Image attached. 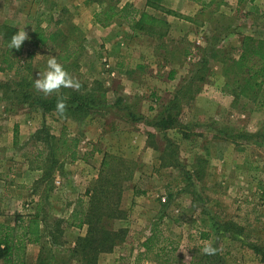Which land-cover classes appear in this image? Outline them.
<instances>
[{
	"label": "rangeland",
	"instance_id": "374dc122",
	"mask_svg": "<svg viewBox=\"0 0 264 264\" xmlns=\"http://www.w3.org/2000/svg\"><path fill=\"white\" fill-rule=\"evenodd\" d=\"M118 4L106 1L102 10L93 0H0V82L19 81L15 72L21 61L25 79L34 83L37 74L47 70L48 56L57 58L69 42L75 52L72 61L64 64L57 59L58 62L81 85L89 87L98 81L110 92L107 102L94 107L93 112L102 116L77 122L55 112L43 114L23 106L18 93L0 91V216L6 215L3 206L10 207L4 183L28 187L31 192L24 193L27 190L22 189L18 199H10L12 209L17 207L28 215L39 207L35 213L39 212V220L46 219L50 227L55 220L62 221L55 241L58 250L65 251L76 246L78 240V232L64 227L70 222V211L74 207L80 212L87 210L93 196L103 197L106 191L112 200H102L103 227L124 230L126 236L111 253H101L97 264H264V87L257 103L248 98L237 103L226 86L236 79L230 60L239 59L243 38L252 35L264 40V15L258 12L259 4H242L243 9L237 13L234 0L216 1L209 12L199 16L203 25L198 37L194 30L184 29V34H177L176 30L182 28L173 24L172 35L160 40L165 51L160 54L180 69L183 49L190 44L191 60L187 59L185 68L178 70V82L160 81L151 86H122L111 80L106 59L110 61L114 56L105 48L108 43L93 42L99 35L89 37L88 29L82 25L85 11L93 14L95 24L101 11L105 21H119L112 11ZM5 25L17 31L25 29L29 36L23 55L8 58L11 70L3 63ZM233 27L237 32L230 36L228 32ZM58 30L65 40L60 38L55 44L58 49L53 51L41 40ZM114 32L106 37L109 45H116L117 57L132 66L149 60L153 48L148 42L138 36L132 39L133 43L152 48L137 52L128 46L125 32L118 28ZM119 42L127 46H118ZM202 50L211 51L207 64L199 69ZM150 73L143 67L130 78L140 81ZM179 87H185L184 93L178 108L170 106L169 112L167 105ZM15 88L12 85L10 90ZM120 93L128 101L115 107ZM129 107L143 122L131 124L135 121L127 116ZM168 115L179 123L163 130L160 122ZM43 129L55 137L64 133L80 141L79 160L65 163L59 173L56 170L65 156L58 152L59 164L51 178L46 176L45 168L40 169L44 148L37 136L43 137L38 135ZM145 137L157 150L143 148ZM13 174L16 178L11 180L9 176ZM103 180L110 182L105 188ZM79 199L83 201L81 206L77 205ZM7 219L15 218L8 215ZM155 232L152 251L139 260V254L145 251L143 243ZM207 234L208 238L203 236ZM53 239L46 238L51 242ZM206 243L218 249L209 260L203 253ZM40 248L41 245L30 250L29 264L36 262ZM69 264L79 263L72 260Z\"/></svg>",
	"mask_w": 264,
	"mask_h": 264
},
{
	"label": "trees",
	"instance_id": "16d2710c",
	"mask_svg": "<svg viewBox=\"0 0 264 264\" xmlns=\"http://www.w3.org/2000/svg\"><path fill=\"white\" fill-rule=\"evenodd\" d=\"M106 1L118 4L116 0H93V2L100 6L102 10H104ZM113 8L112 11H114L117 18L131 24H134L136 17L139 14L131 4H126L121 9L118 5ZM102 13L104 12L101 11L96 16L97 18L95 21L97 24L107 27L112 21H105V19L101 17ZM108 20H111V18L109 17ZM56 25H58V23ZM2 29L4 31H2L4 33L3 45L6 47V57L4 58L3 63L8 64L7 70H11L13 69V65L9 63L8 58H20L23 55L25 45L23 44L19 50L10 49L8 44L11 37L18 31L7 25L3 26ZM60 38L65 40L63 32L58 30L50 32L46 38L41 40V42L55 51L58 49L55 44ZM66 40L70 39L66 38ZM240 49L241 55L239 59L230 60L232 63L231 65L233 66L232 71L236 75V79L232 82V84L226 83V86L232 92L233 97L237 100V103L243 98H248V101L251 103H257L264 87V41L254 39L253 37H244L241 42ZM211 50H202V59L200 63L197 64L199 69H201L202 65L205 66L207 64L208 54ZM74 55L75 52L73 51L72 45H70L69 42H66L64 49L62 48V50H60L57 59L64 64H69ZM17 64L18 66L16 68L15 77H18L19 81L0 82V91H7L10 92V94L18 93L20 98L16 96V99L18 98L21 105L39 109L43 112V114L55 112L59 115L56 112L57 98L59 96H65L67 97V111L66 117L62 118H68L80 122L94 115L102 116L101 113L93 112L95 106L100 105L103 101H108L107 90H105L103 85L98 81L93 82L89 87L82 85L79 90L61 88L59 93H53L52 96L45 97L43 93H39L35 90L33 81L25 79V67L23 68V66L20 65L21 61H18ZM206 78L207 76L205 79ZM12 85H15L17 88L10 90ZM184 90L185 87H179L173 95L172 100L168 103L166 108L169 112L170 106L178 108L179 99L181 98L182 93H184ZM249 91L253 92V94H248ZM199 92L200 89L195 91L196 94ZM122 103L123 100L118 98L114 105L115 107H118ZM129 117H132L134 121L143 122V118L138 117L137 115L130 114ZM178 123L179 122H177L176 118L174 119L170 115L165 117V119H162L160 122L163 126V130H167L168 128L169 130L173 129L175 128L174 124ZM38 135H43L41 138L37 136V140L42 143L44 148L43 152L40 154L43 159V165L40 169L45 168L46 176L48 178L52 177L56 165L59 164V160L57 159L58 152H61L62 155L65 156V159L62 161V166L58 167L56 170L59 173L65 163L74 164L79 160V139H76L75 137H68L64 133L61 134L60 137H55L45 129L39 130ZM148 146L153 150H157V147H154L155 145L153 142L150 144L148 143ZM109 183L110 182L103 180L101 185L105 188ZM105 193L106 191L103 192V197L94 195L87 210H84V212H80L77 208L70 215L69 224L71 226L73 225L77 228H81L85 225L87 227L86 234L78 238L77 244L73 249L65 251L58 250V243L55 241V237L57 236L56 233L59 231L58 227L61 226L63 222L55 220V222L51 224L52 227L54 226L52 228L49 226L48 221L43 219L40 220L44 224V227L42 228L39 224V212L35 215H27L25 217L15 216L16 221L13 224L0 223V261L2 264H29L27 256V242L30 241L41 245L38 258L34 264H69L72 260H77L79 264H97L98 257L101 253H111L115 247L119 246L124 241V236H126V232L124 230L115 231L112 226L111 229H108L107 227L105 229L103 227L104 214L102 212V202L105 197L112 200L110 195H105ZM82 203L83 201L79 200L77 205L81 206ZM25 218H27L31 226L24 225L23 220ZM115 218L117 217H114V220ZM155 234L156 232L147 238V240L143 243L142 246L145 251L139 254V260L146 257L150 251H152L154 241L156 240ZM49 236H52V239L54 238L53 242L46 240ZM203 236H207V238L209 237L208 234ZM211 257L212 255H206V259L208 260Z\"/></svg>",
	"mask_w": 264,
	"mask_h": 264
},
{
	"label": "crops",
	"instance_id": "0c3cea01",
	"mask_svg": "<svg viewBox=\"0 0 264 264\" xmlns=\"http://www.w3.org/2000/svg\"><path fill=\"white\" fill-rule=\"evenodd\" d=\"M218 0H121L120 4H118V7L121 9L123 8L126 4H131L133 5L134 9L137 10L139 13L138 16L136 17V20L134 24L132 23H127L122 20L119 21H112L111 24L107 27H103L99 24H95L94 19H93V14H88L86 11L84 12V15H81V22L86 29H88V34L89 37L96 38V34L99 36L94 39L97 40L99 44H107L105 48L108 49V53H110L111 56H114L111 58L110 61L106 59L107 67L109 74H111L112 78L111 80H114V82L120 83L122 86H125L126 84H136L138 85L139 83L149 85L151 84H159L161 81H166V82H178V80L181 78L179 76V71L180 69L185 68V64L188 61L191 60V54H192V49L189 44V46H186L183 49V61L182 64H179L178 67H181L180 69L177 68L174 64L170 62V59L166 57V55H161L160 52H165L163 49L162 45L160 44V40L166 37H170L172 35V30H173V24L179 25L181 30H176V33L184 34L182 31L184 29H187L189 31L194 30L193 33H197L198 37V30L199 27H201L203 24L199 23V16H202V13H207L210 11V8L214 7V3ZM236 2V10L235 12L238 13V9L242 10L243 7L240 5L249 3L251 7H256L258 4V9H259V14L264 15V0H234ZM224 6V4H222ZM94 9L97 6H94ZM256 9V8H255ZM230 11V10H229ZM213 14V11L211 12ZM88 16H90V20H88ZM117 17V16H116ZM118 28L119 31H122L123 33L125 32L126 38L129 40L128 46L131 48L135 49L137 52L141 51V49H144L147 45L143 43H133L131 41L135 37L138 36V38L143 39L145 42H148L152 48L153 52L151 56H149V60L145 59V63L141 65H128V63H125L126 60L123 59V57H117L115 52L117 51L116 45H109V39H107L106 36H111L114 35L115 32L114 30ZM264 28V26H263ZM236 27L230 28L228 35L233 36L236 34ZM248 35V34H246ZM249 37H253L252 35H249ZM178 38V37H177ZM254 38V37H253ZM138 41V40H137ZM264 41V40H263ZM175 43L178 44L180 43V40H175ZM94 44V43H93ZM196 44H200L197 42ZM118 46H127V44L124 45V43L118 44ZM145 46V47H144ZM241 47V44L239 45V48ZM151 48V47H150ZM151 48V49H152ZM123 49V48H122ZM148 50H151L149 48H145ZM195 49V48H194ZM152 51V50H151ZM132 52V49H131ZM106 54V53H104ZM107 55V54H106ZM113 58H116V61H112ZM119 59V60H118ZM173 60V59H171ZM106 67V68H107ZM147 68L150 70L149 75H144L142 76V79L140 78V81H137L135 78H130V75H134L138 69L140 68ZM171 68V70H170ZM169 70L167 73H165L164 70ZM113 72V73H112ZM116 77L115 75H117ZM110 78V77H109ZM118 80H117V79ZM117 81H116V80ZM113 84V83H112ZM111 85V83H110ZM109 93H107V98H109ZM114 96V93L112 94ZM117 98H121L123 102H127V97L124 93H120L117 95ZM127 116L130 114L135 115L134 111H132L131 107L128 108L126 111ZM90 123H95V121H92ZM137 123L140 122H131L132 125H137ZM132 131H135L136 133L138 132L136 128L132 127ZM148 130H150L148 128ZM143 148H146L147 150L150 149L147 143V137L143 138ZM134 142V141H133ZM136 142V141H135ZM142 142V141H141ZM9 178H13L11 180H14L16 178V174H13L9 176ZM5 179V177H4ZM22 189H25L27 191H23ZM28 187L24 185H15L13 183H10V185H7L4 183V195L7 196L5 200L7 201V204L10 205L9 208L7 207H2L3 212L6 213L5 217L0 216V223H6V224H13L16 219L8 220V215L12 216V218L15 216L17 217H25L27 216L25 213L19 211L17 207L12 209V200L17 197H19V194H22L20 191H23L24 193L31 192L28 191ZM81 200V199H79ZM11 209V210H10ZM77 208L74 207L70 211V215L74 210ZM39 210V207L35 209V212ZM33 213L34 215L36 213ZM81 212H84L81 211ZM33 214H28V215H33ZM1 217L3 219H1ZM24 225L31 226V224L28 222L27 218L23 220ZM40 227H44V224L39 220ZM67 230L75 231L78 232L77 239L81 236H84L86 234V226H82L81 228H77L75 226H71L70 224H65L64 226ZM65 229V230H66ZM45 241V240H43ZM27 256L28 260H30L29 257V252L31 249H36L40 244H37L33 241L27 242ZM75 245H73L71 248L73 249ZM28 263H30L28 261ZM0 264L2 262L0 261Z\"/></svg>",
	"mask_w": 264,
	"mask_h": 264
},
{
	"label": "clouds",
	"instance_id": "9594fccd",
	"mask_svg": "<svg viewBox=\"0 0 264 264\" xmlns=\"http://www.w3.org/2000/svg\"><path fill=\"white\" fill-rule=\"evenodd\" d=\"M29 39L28 33L25 29H20L16 34L11 37L8 44L10 49L19 50L26 40ZM34 88L37 92L43 93L45 97L50 96L52 93H58L61 88L79 90L82 85L80 81L74 78L64 66L58 62L55 56H48L47 59V70L37 74L34 81ZM67 97L59 96L56 103V112L61 117H66ZM183 250V249H182ZM218 249L211 246L210 244H205L203 247V253L206 255H216ZM189 259L187 253H185V261Z\"/></svg>",
	"mask_w": 264,
	"mask_h": 264
}]
</instances>
